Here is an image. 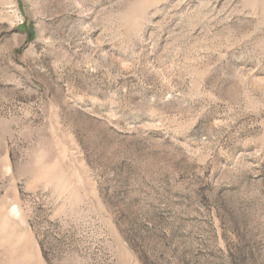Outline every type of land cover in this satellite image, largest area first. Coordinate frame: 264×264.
Listing matches in <instances>:
<instances>
[{"label":"rangeland","instance_id":"374dc122","mask_svg":"<svg viewBox=\"0 0 264 264\" xmlns=\"http://www.w3.org/2000/svg\"><path fill=\"white\" fill-rule=\"evenodd\" d=\"M0 264H264V0H0Z\"/></svg>","mask_w":264,"mask_h":264}]
</instances>
